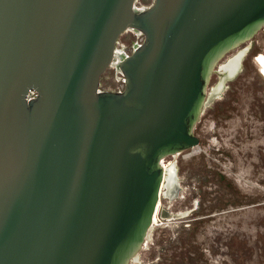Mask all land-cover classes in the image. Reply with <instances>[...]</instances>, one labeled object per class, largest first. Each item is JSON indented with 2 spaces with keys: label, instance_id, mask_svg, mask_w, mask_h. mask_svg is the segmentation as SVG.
Segmentation results:
<instances>
[{
  "label": "water",
  "instance_id": "1",
  "mask_svg": "<svg viewBox=\"0 0 264 264\" xmlns=\"http://www.w3.org/2000/svg\"><path fill=\"white\" fill-rule=\"evenodd\" d=\"M137 1L0 0V264L137 260L164 159L200 145L218 65L264 29V0ZM111 67L124 90H101Z\"/></svg>",
  "mask_w": 264,
  "mask_h": 264
},
{
  "label": "rangeland",
  "instance_id": "2",
  "mask_svg": "<svg viewBox=\"0 0 264 264\" xmlns=\"http://www.w3.org/2000/svg\"><path fill=\"white\" fill-rule=\"evenodd\" d=\"M143 41L129 30L117 49L131 55ZM263 58L262 30L218 65L195 130L199 151L164 159L158 222L132 264H264ZM124 85L116 67L102 76L101 90Z\"/></svg>",
  "mask_w": 264,
  "mask_h": 264
},
{
  "label": "bare ground",
  "instance_id": "3",
  "mask_svg": "<svg viewBox=\"0 0 264 264\" xmlns=\"http://www.w3.org/2000/svg\"><path fill=\"white\" fill-rule=\"evenodd\" d=\"M263 32H264V30H263ZM225 68V67H224ZM263 68H264V58H263ZM224 73V72H223ZM224 77H225V74H224ZM198 146L197 147H195V148H193V150H194V152L196 153V152H198L199 150H198ZM164 163V162H163ZM164 168H165V181H164V183H163V188H162V191H161V197H162V194H163V189H164V187H165V184H166V181L169 179L170 180V177H168L167 176V171H168V165H166L165 163H164ZM171 170V169H170ZM169 170V171H170ZM160 205H161V201H159V203H158V207H157V210H156V213H155V216H154V225L158 222V213H159V211H160Z\"/></svg>",
  "mask_w": 264,
  "mask_h": 264
},
{
  "label": "built area",
  "instance_id": "4",
  "mask_svg": "<svg viewBox=\"0 0 264 264\" xmlns=\"http://www.w3.org/2000/svg\"><path fill=\"white\" fill-rule=\"evenodd\" d=\"M264 30V29H263ZM121 73V72H120ZM123 75V74H122ZM124 77V76H123ZM125 83V82H124ZM124 87H125V85H124ZM124 87H123V89H120V90H117V91H122V90H124ZM38 96V94H37V92L35 91V90H31L30 91V93L27 95V98H28V100H31V99H34V98H36ZM164 162V161H163Z\"/></svg>",
  "mask_w": 264,
  "mask_h": 264
},
{
  "label": "flooded vegetation",
  "instance_id": "5",
  "mask_svg": "<svg viewBox=\"0 0 264 264\" xmlns=\"http://www.w3.org/2000/svg\"><path fill=\"white\" fill-rule=\"evenodd\" d=\"M250 47H251V46H250ZM250 47H249V48H250Z\"/></svg>",
  "mask_w": 264,
  "mask_h": 264
}]
</instances>
